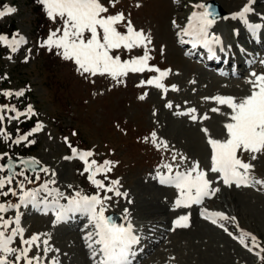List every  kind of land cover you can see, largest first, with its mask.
Here are the masks:
<instances>
[{
  "label": "rangeland",
  "instance_id": "rangeland-1",
  "mask_svg": "<svg viewBox=\"0 0 264 264\" xmlns=\"http://www.w3.org/2000/svg\"><path fill=\"white\" fill-rule=\"evenodd\" d=\"M204 1L120 0L116 8L110 10L111 12L122 10L130 13L135 27L151 35L153 43L150 47L158 58L157 65L161 67L160 69L166 68L172 71L167 81L164 82L166 86H169L166 94L152 86H137L141 80H146L147 76L151 75L147 74L148 72L129 73L124 78L123 85L112 88L111 83L115 82L110 77L79 78L76 65L72 61L63 65L55 64V60L49 61L50 67L46 70L42 67L46 66L41 60L32 59V52L29 53V59L25 58L24 55L29 52L27 50H20L16 55L17 58L24 56V64L15 65L16 59L0 57V70L11 75L9 86L12 90H19L24 80H28L32 85L33 96L37 98L36 105H39L41 109L40 122L44 125V131L38 133L40 145L32 152V155L45 166L55 170L56 176H49V179L56 181L53 184L55 188L69 194L86 178V173L80 174L83 172L82 161L64 159L65 156L71 154L66 153L61 135L62 133L67 134L66 128L72 126L75 118L80 116L85 106L88 110L83 115L85 120L83 128L87 132L92 124L104 130L106 124L112 126L115 121L120 122L122 126L125 125L124 128L134 133L137 139L146 133L149 136L152 131H156L159 138L167 141L170 149L189 157L190 161L199 160L202 168L206 169L209 166L210 149L200 129L208 127L214 138H223V124L226 118L210 112L209 109L216 105L202 98L216 95L246 96L251 91L248 81L253 77L245 72V76L241 75L235 80H223L182 56L173 39L174 27L171 22L175 20L176 23H181L192 5ZM217 1L227 12H232L241 9L243 3L248 0ZM137 3L141 7L137 8L135 6ZM31 7L29 2L18 0L13 7L16 11L2 17L0 25L5 28L13 20L18 31L28 38L30 30L34 28L35 14ZM255 8L257 13L254 19L262 20L264 23V19H261L264 16V6L255 5ZM242 28V23L230 20L219 21L214 26V30L227 34L226 40L228 41L232 40L230 36L233 29L241 30ZM242 39L244 40L243 37ZM242 39H238L239 44L243 42ZM161 48L164 49L163 52ZM260 69L264 70V68H251V71L255 70L254 72L258 74L261 73ZM48 76L50 81L53 77L59 78L66 86V89L57 86L59 91L57 90L55 94V101L60 106L63 105L62 101L68 94L72 96L81 94L82 97L78 104L71 102L65 109L62 107L56 111L57 103L52 102L54 87L52 84L46 86L45 82V77ZM172 84L177 85L180 90L171 91L170 85ZM145 92L148 93L147 97L144 100L138 99ZM87 100H89L88 103ZM169 101L172 102L173 109L164 106ZM177 105L179 107H176ZM192 107L197 109L198 115L207 113L211 118L202 122H193L188 116L176 114L180 110ZM222 111H228V109L223 108ZM154 112L156 115H153ZM54 113L58 115V120L53 118ZM75 123L78 125L79 120ZM13 128L14 124L11 129ZM85 135L88 138L91 137V141L98 142L102 139L111 142L102 131L98 132V135L93 132L91 135H95L94 137L86 133ZM131 143L133 148L129 140L114 143L119 147L117 154L128 164L127 168L123 167L121 178L117 180L119 183L114 188L126 195L116 196L115 192L105 193L103 190L99 192L101 195L111 197V200L106 202L109 205L107 212L123 215L127 209L134 224L142 226V231L147 238L143 244L146 251L137 264H261L260 257L254 254L259 249L248 252L238 239L229 237L227 233L203 220L198 215V211L203 208L213 212L221 211L229 217H236L235 222H221L226 224L233 234L236 231L234 226L238 224L246 232L255 235L260 246L264 247V186L229 188L217 184L214 186L220 187L221 190L213 198L205 200L201 206L177 208L175 201L179 196L178 190L163 186L157 178L158 171L167 172L161 165L171 162V153L163 148L159 149L163 156H160L157 162V153L155 154V151L147 144L144 143L147 148L140 144L143 143L141 138L138 140V146L134 142ZM5 147L0 140V153H5ZM244 158H248L247 154ZM254 163L256 167L252 175L258 179H264V157ZM96 178L98 179L99 176ZM69 185L72 187L69 188ZM185 214L190 217V226L177 228L175 221ZM23 221L27 232L26 238L36 233H47L50 236L49 244L53 251L48 253V257H53L59 264H90L81 242L80 233L75 228L60 224L53 226V218L32 212H26ZM150 221L156 224L154 231L143 226L144 222L150 225ZM45 238L48 237H41V239ZM248 241L251 244V241ZM55 249L59 251H54ZM35 251L33 249L31 254H35Z\"/></svg>",
  "mask_w": 264,
  "mask_h": 264
},
{
  "label": "snow or ice",
  "instance_id": "snow-or-ice-1",
  "mask_svg": "<svg viewBox=\"0 0 264 264\" xmlns=\"http://www.w3.org/2000/svg\"><path fill=\"white\" fill-rule=\"evenodd\" d=\"M254 2L255 0H249L239 12L231 16L232 19L238 18L243 21L252 32L264 28L260 23L248 21V14L254 11L251 7ZM39 3L45 6L49 18L60 24V27L50 32L42 46H46L49 50L53 48L58 50L57 54L64 60L72 61L76 65V70L82 77L85 79L97 76L110 77L118 85L125 83L124 78L129 73H155L156 75L141 80L137 86H152L162 90L164 94L168 93L169 86H166L164 81L172 71L160 69L150 63L153 60L150 47L153 43L151 35L135 27L130 13L122 10L110 11L116 8L120 0H106V3L102 0H39ZM135 6L141 7L139 3ZM193 7L198 11L192 12L187 27L180 28L173 20V25L180 29L178 35L190 38L188 41L181 40V43H191L193 49L202 46L210 55L215 56L216 50L213 45L220 44L221 41L218 36L209 33V28L217 19L229 17H220L211 3H198ZM15 11V8L0 10V18ZM261 19H264V16ZM25 42L19 33L11 38L0 34V43L10 48L13 53ZM137 49L140 50V54L133 55ZM163 50L161 48V52ZM11 58L9 56V59ZM251 76L253 78L248 81L251 91L246 96L216 95L202 98L216 105L209 109L210 112L226 118L223 124V138H214L208 127L200 129L210 149L209 166L206 169L201 167L199 160L190 161L189 157L170 149L167 141L159 138L156 131L143 138L145 143H150L156 149L163 148L171 153V162L161 165L167 173L162 174L158 171L157 176L161 184L173 186L178 190L179 196L175 201L177 208L200 205L205 198L214 197L221 190L220 187L214 186L217 184L222 183L229 188L264 186V179L252 175L256 167L254 162L264 157V73L253 72ZM4 78L6 77H0V79ZM170 89L174 92L180 90L175 84L170 85ZM0 95L8 98L23 97L25 92L3 90ZM147 95L148 93L145 92L138 99L144 100ZM164 106L168 109L174 107L171 101ZM223 108L228 111H222ZM176 114L188 116L193 122H202L211 118L207 113L198 115L194 107ZM37 115L30 104L24 111L17 109L15 105L0 104V136L4 141H10L15 145L35 144L36 141L30 137L44 131L43 123L37 122L27 133L17 135L15 138L3 127V124L5 121L19 123L22 122L21 117L27 120ZM153 115L156 113L154 112ZM72 135L76 136L77 133L74 131ZM64 142L71 151V155L65 156L64 159L82 161L84 169L80 174L87 173V178L93 186L105 193L115 192L116 196L126 195L115 190L114 186L119 183L118 181H111L110 184L104 182L115 162L104 160L99 163L95 159H89L95 155L92 150L78 149L72 145L68 137L64 138ZM245 154L247 159L244 158ZM5 157L7 161L0 164V172H7V175H0V197H16L17 201L5 199L0 202V264H46L48 253L53 251L47 233H36L25 237V228L21 223L22 209L29 207L46 215L51 213L54 216L53 226L80 216L86 217L93 231L86 232L84 239L88 241L87 246L92 250V258L97 260V264H130L129 257L133 246L138 244L139 237L134 233L130 222L126 225L119 224L112 217L105 215L109 206L106 202L111 200L110 196L101 195L99 191L92 195H85L80 191L65 195L60 189L50 187L56 183L54 179L42 180L40 173L55 177L56 172L40 160L21 157L17 162L9 153H0V160H4ZM18 165L23 166L19 171L16 170ZM26 173H34V179ZM99 175L104 179H97ZM17 177L22 179H16ZM37 182H39L37 187H26V184L32 185ZM61 200L66 203H61ZM13 210L14 216L6 215ZM201 215L205 220H210L213 225L220 227L229 237L238 239L248 252L259 249L254 254L264 260V256L261 255L264 253V247L260 246L255 235L241 230L240 235L236 236L224 223H218V221L235 222L236 217H229L221 211L209 212L207 209L202 210ZM189 219L188 214L179 216L175 221L176 227L188 228ZM42 236L48 238L41 239ZM17 240V246L13 247V243ZM248 240L251 244L247 242ZM33 249L36 250L35 254H31ZM52 264L59 262L54 260Z\"/></svg>",
  "mask_w": 264,
  "mask_h": 264
},
{
  "label": "trees",
  "instance_id": "trees-1",
  "mask_svg": "<svg viewBox=\"0 0 264 264\" xmlns=\"http://www.w3.org/2000/svg\"><path fill=\"white\" fill-rule=\"evenodd\" d=\"M34 2L37 4L38 6V18H37V22H48L49 24H53L55 23V21L51 20L47 13H46V8L44 5H42L41 3H39V0H34Z\"/></svg>",
  "mask_w": 264,
  "mask_h": 264
},
{
  "label": "bare ground",
  "instance_id": "bare-ground-1",
  "mask_svg": "<svg viewBox=\"0 0 264 264\" xmlns=\"http://www.w3.org/2000/svg\"><path fill=\"white\" fill-rule=\"evenodd\" d=\"M244 38V37H243ZM245 41V40H244ZM146 225H148L147 223H146Z\"/></svg>",
  "mask_w": 264,
  "mask_h": 264
},
{
  "label": "water",
  "instance_id": "water-1",
  "mask_svg": "<svg viewBox=\"0 0 264 264\" xmlns=\"http://www.w3.org/2000/svg\"><path fill=\"white\" fill-rule=\"evenodd\" d=\"M220 11H222L221 9H220ZM223 12V11H222Z\"/></svg>",
  "mask_w": 264,
  "mask_h": 264
}]
</instances>
